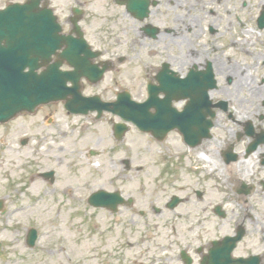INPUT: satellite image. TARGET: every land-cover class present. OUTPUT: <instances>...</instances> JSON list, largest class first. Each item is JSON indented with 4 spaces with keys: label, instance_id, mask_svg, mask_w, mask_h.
Wrapping results in <instances>:
<instances>
[{
    "label": "flooded vegetation",
    "instance_id": "1",
    "mask_svg": "<svg viewBox=\"0 0 264 264\" xmlns=\"http://www.w3.org/2000/svg\"><path fill=\"white\" fill-rule=\"evenodd\" d=\"M27 1L18 0L20 4ZM156 1V7L151 8L144 23H139L124 8L134 25L127 28L131 32L127 42L130 43L127 46V53L130 54L117 56L120 41L116 43L114 37L105 40L98 33H87L91 25L86 22L87 11L79 0L73 4L41 0L36 8L51 9L58 17L62 36L66 38V44L52 56V62L62 61L61 55L65 51L69 56L79 58V62L87 59L86 62L95 70H102L105 66L110 70L109 74H117V64L127 59L152 60L157 55L153 52V41L163 42L170 22L161 8L178 4L183 12H188L189 18L174 17L171 22L179 34L176 35L174 31L171 34L180 40L183 39L181 35L189 34L193 48L188 49L187 53L195 59H204L199 66H193L199 71L206 70L211 63L215 72L212 60L218 58L264 57V21L261 20L264 17V0L258 7L247 0H186L187 5L183 8L185 3L180 0ZM11 3L12 0H0V10ZM156 8L158 10L154 13ZM138 23L140 28L136 26ZM89 52L97 55L96 59L88 60ZM141 64L145 66L144 74L148 76L147 83H144V77H141L140 83L142 91L145 84V96L143 94L144 98L140 101H145L148 86H160L155 79L159 69L155 73L148 64ZM62 70L74 71L67 63L62 64ZM92 82L83 80L84 93L86 88L99 86ZM225 83L229 85L228 88H234L232 95L222 96L220 86L210 91L211 106L220 105L219 108L205 110L204 113L208 114L214 111L215 118L208 119L212 120L209 137L194 148L185 143L182 133L178 131L170 132L164 141H158L152 133L145 135L149 152L151 146L156 144L160 148L157 150L160 157L153 162L154 156L150 152L151 162L145 166L148 177L144 180L135 177L136 172H141L144 166L134 167L129 160H123L118 165L111 158L109 177H105L104 167L101 168L105 153L109 149L116 150L132 133H136L132 125H128L127 132L120 136L115 126L121 120L111 113H104L101 118L96 113L74 118L78 116L66 112L65 129L52 119L51 111L44 115L39 113L50 106L42 108L32 122L37 137L34 138L33 133L32 137L23 135L17 140L21 148H31L34 153V170L29 182L35 195L28 193L30 188L27 187L19 199L12 195L0 197V221L5 218V224L12 226L18 222L11 221V217L28 213V208L39 211L66 202L65 206L72 215L71 219L66 220L68 233H73L70 224L76 222V218L81 222L82 229L78 228L79 231H87L98 238L100 254L96 253V248H92L94 250L86 253L88 258L81 260L82 264L109 260L104 254L111 249L114 252L111 258L124 253L118 260L114 259L115 264H264V87L249 86L239 90L241 86H234L232 77H226ZM116 92H113L112 99L104 97L102 101L114 102ZM160 99H163L162 95ZM186 105L187 101H180L174 104V108L181 113ZM51 106L60 107L59 113L64 110L60 103ZM151 112L156 111L152 109ZM208 126L206 123L203 127ZM200 127L197 125L198 137L201 135ZM93 136L97 137V147L87 145V142L93 141ZM103 136L113 144L108 150L98 148L102 146ZM170 136H177L178 156L166 146ZM167 152L169 157H176L178 163H171L165 156ZM186 161L195 171L188 181L187 190L183 179L187 172L184 168ZM200 168L205 169V173ZM133 171L135 175L127 177ZM208 182L212 186L206 190L205 184ZM140 197L144 200H139ZM23 199L29 201V206L22 204ZM15 201H19L21 207L12 210L8 203L14 204ZM141 207H145V210ZM200 212L204 218L200 217ZM54 213H51L53 217H59L62 211L55 210ZM137 216L146 218V221L141 224ZM164 217L171 218L168 221L171 226L168 224L159 228L158 224L151 225V218ZM24 225L22 222L12 229L14 236H18L13 243V253L18 250L17 260H2L3 264H23L35 259L38 244L43 238L39 228ZM56 228L62 229L61 226ZM135 230L141 231V234ZM6 237V240L13 242L12 236ZM85 240L89 243L88 238L85 237ZM17 241L19 243L16 245ZM64 244L67 246L65 240L55 245L61 253V257L58 256L60 264H72L71 255L66 253ZM8 246L9 242H6V251H9ZM19 246L21 250L17 249ZM130 248L133 251L126 256L125 251ZM20 251L25 256H19Z\"/></svg>",
    "mask_w": 264,
    "mask_h": 264
},
{
    "label": "rangeland",
    "instance_id": "2",
    "mask_svg": "<svg viewBox=\"0 0 264 264\" xmlns=\"http://www.w3.org/2000/svg\"><path fill=\"white\" fill-rule=\"evenodd\" d=\"M82 4H84V7L86 6L87 9V17L86 22L91 25L87 28V33L89 35H96L98 33L102 38L106 39H113L114 37L115 42L120 41V50L116 51V55H122L127 56L130 53H127V46L130 44L128 42V37L130 38L131 32L127 29L130 25V27L134 26L132 25L131 21L128 16L125 14V11L123 8L116 6L112 0H79ZM183 3H186V0H180ZM193 1V0H192ZM192 1L190 4H192ZM252 6L258 7L261 3V0H247ZM75 0H57V3L62 4H73ZM168 8V9H167ZM166 9L164 7L161 8L162 13H166L168 15L169 21H173L176 14L180 16V12H176L174 8H172L170 5ZM165 9V10H164ZM159 13V12H158ZM157 13V14H158ZM191 12V16H192ZM189 18L185 12L181 15V17ZM176 26H169L166 28V39H169L168 41V48L169 50L171 47H173L177 41L181 43L184 47L189 43V34H183V40L173 38L175 34H179V31H176ZM100 31H104L103 33ZM171 31H174L175 34H171ZM130 32V34H129ZM115 33L114 35H112ZM118 33V35H117ZM90 37V36H89ZM91 38V37H90ZM189 38V39H187ZM130 42V41H129ZM192 42V41H191ZM139 46V45H138ZM258 46V45H257ZM176 49L172 48L168 52L170 53L168 56V60L171 62L175 70H178V68H181V64H179V59L181 58V54H178ZM154 52L157 50L154 49ZM120 52V54H119ZM138 53V52H137ZM141 55L140 53H138ZM113 55V54H112ZM184 59H181L182 63L186 65L187 67L191 66L192 59H188V57L183 56ZM116 58V57H114ZM164 59H167V56L160 55L156 58H153V60H150L149 58H140V60L134 59L129 60L127 59L124 63L117 65L119 70L117 71V74L111 75L109 74L105 81H103L99 86H96L94 89L86 88L85 94L90 95L91 93H98L101 94L103 97L112 99L113 98V92L121 91V90H128L133 94V97L135 99H142L145 94L144 86L142 91V86H140L141 77L145 78L146 81V75L144 74L145 66H143L141 63L148 64L150 68H157L160 66V62L164 61ZM199 63V58L196 57ZM222 59H216V69L218 72V79L221 83V81L224 84L223 76L226 74H234L236 75L239 73V69L241 66H244L245 68H248L252 70L255 69V72L253 73L255 75V81H260L261 78L264 77V57H253V58H231V65H227L225 61L222 63ZM233 63V64H232ZM185 67V66H184ZM234 68V69H232ZM155 70V69H153ZM220 73V74H219ZM233 75V76H234ZM141 76V77H140ZM114 78V80H112ZM139 78V79H138ZM234 78V77H233ZM258 78V80L256 79ZM138 79V80H137ZM137 80V81H136ZM248 81L246 82V79L243 76V72H241V75L239 79L234 78L233 82H235L236 86H241L239 90L245 87V83H252L254 81L253 78L248 77ZM139 82V83H138ZM221 86V84H220ZM109 87V88H108ZM108 88V90H106ZM232 90L234 88H228L227 86H222L220 92L222 96L224 97H231ZM60 109V107H59ZM59 109L55 106H50L47 109H42L41 112H39L41 115H44L46 112L49 113L52 112L53 116L52 119L55 118L56 122L60 125H65L64 116L65 114L63 112L59 113ZM58 111V112H55ZM246 112V111H245ZM60 119V120H59ZM35 117H20L19 119L14 120L11 122L8 126H0V197L4 195H12L17 196V199L20 195L23 194V192L26 191V188H30L28 193L30 192L32 195L34 194V191L32 190V184L29 182L30 176L33 172V152L31 151V148H20L15 145L17 142V139L22 137L23 135H27L32 137L34 133V138L37 137V133L33 132L34 126L33 121H35ZM83 122V121H82ZM81 124V123H80ZM78 128V127H77ZM77 130V129H76ZM55 132V131H54ZM104 140L102 141V146L98 148H103L105 150H108L113 146L111 142L106 139L107 137H104ZM8 143L7 145L4 143ZM97 137L93 136V141L87 142V145L89 146H95L97 147ZM148 140L146 136H141L137 132L132 133L127 141L120 146L116 148V150L111 151L109 149L105 153L104 160L101 161V168L104 167V175L105 177L110 176L111 169L108 168L110 166V161L113 159V161L118 163L120 165V162L123 160H129L131 161L132 165L134 167H143L142 171L136 172V178L144 180L147 178V168H145L146 163H150V152L153 153V162H156L159 157L160 153L157 152L158 146L156 144L151 146V151L149 152L148 148ZM15 146V147H13ZM67 146V145H66ZM170 147L171 152L176 153L178 156V145H177V136H170L168 144L166 145ZM21 150V151H19ZM116 151V153H114ZM149 152V153H148ZM60 156H64L63 154H60ZM165 156L170 160L171 163H178L176 157H169V153L167 152ZM112 158V159H111ZM68 159V158H67ZM158 163V162H157ZM189 163V164H188ZM190 162L186 161L184 164V168L187 169V172L184 174V188L187 190L189 186V180L192 179V176L194 175L195 171L192 169ZM109 169V170H108ZM160 169V168H159ZM203 173H205V169H199ZM122 173V171H121ZM219 174V173H218ZM135 172H131L129 176H134ZM107 185H109L108 182H106ZM27 184V185H25ZM31 186V187H30ZM210 183L205 184L206 190L211 187ZM139 187H137V190ZM14 200V199H12ZM24 203H22L24 206H29V201L26 199H23ZM139 200H144L143 198H139ZM60 202H62L60 200ZM65 202V201H63ZM66 202L62 205L61 203L58 204H52L53 206H48L45 209H41L39 211H36L35 208H28V213L24 215H20L19 213L15 216L11 217V221L15 220L18 222V224L24 222V227L28 225H33L39 228L41 232V238H43L40 241V245L38 244L37 254L34 257L35 259H31L29 262L23 263V264H60V258L61 253L59 250L55 248L56 244H59L61 241H66V244L63 246L66 247V253L71 255V258L73 260L72 264H82L81 260L88 258L86 253L90 250H94L92 248H96V253H99L97 246H98V238L97 236H94L92 234H88L87 231H79L78 228H81V222L78 219H74L76 222L73 224H70L75 229H70L73 233H68V230L65 229L66 227V220H69L72 218L71 212L67 208V205L65 206ZM8 205L11 207L12 210L18 209V207H21V203L19 201H15L14 204L8 203ZM50 205V204H48ZM203 207V206H202ZM74 208V207H72ZM143 210H145V207H141ZM55 210H61L62 213L59 215V217H53L51 213L55 214ZM71 210V209H70ZM51 212V213H50ZM28 216V217H26ZM31 216V217H30ZM26 217V218H25ZM200 217L204 218V214L200 212ZM138 221L144 223L146 221V218H141L137 216ZM5 218L0 221V264L2 263V260L6 261L7 259L17 260L18 256L15 251L13 253L14 249V241L18 239V236H14V232H12V229H14L18 224H13L12 226L9 224H5ZM10 221V222H11ZM148 221V220H147ZM163 221V222H162ZM168 221H171V218H151L150 222L152 226H160L159 228L165 227L168 224L171 226L172 224ZM2 222L4 224H2ZM158 222H162L158 223ZM20 226V225H19ZM57 226H61V230H57ZM141 227L145 225H140ZM9 227V229H8ZM21 227V226H20ZM7 228V229H6ZM23 231V230H21ZM81 233H79V232ZM136 232H141L139 230H135ZM141 234V233H139ZM111 235V234H110ZM6 236L13 237L11 240L13 242H10L6 240ZM109 236V235H108ZM85 237L88 238L89 243L85 240ZM64 239V240H58V239ZM6 242H9V251L7 250V247H5ZM92 242L94 244H92ZM19 243V241L16 242V245ZM94 245V247H93ZM5 248V249H4ZM70 248V249H69ZM17 249L21 250L22 247L19 246ZM133 249L130 248V250L125 251L126 256L129 254L131 255ZM116 252V251H115ZM113 250L111 249L110 252L105 253L106 259L109 258V260H105L103 262H97V264H115L114 259L118 260L122 256H124V253L120 254V256L116 257V254L111 258L110 255H113ZM25 256V254L20 251L19 256ZM63 256H65V253H62ZM100 254V253H99ZM10 255V256H9ZM8 257V258H7ZM40 259V260H39ZM8 261V260H7ZM10 262V261H9ZM31 262V263H30ZM61 264H66V262H63ZM90 264H96V262ZM122 264V263H121Z\"/></svg>",
    "mask_w": 264,
    "mask_h": 264
},
{
    "label": "water",
    "instance_id": "3",
    "mask_svg": "<svg viewBox=\"0 0 264 264\" xmlns=\"http://www.w3.org/2000/svg\"><path fill=\"white\" fill-rule=\"evenodd\" d=\"M20 9L11 8L0 12V123H7L18 115L33 114L38 107L53 101H66L68 110L83 112L82 109L90 107L81 99L80 85L77 83L84 74L60 72L58 65L38 74L39 60L47 63L49 56L44 57L43 53L38 52L40 48L37 43H49L50 36L42 34L33 16H23L24 11L20 12ZM56 28L58 33L60 29L58 26ZM27 68L28 72L25 71ZM70 81L75 83L73 88L67 87ZM166 87L171 103L177 97L174 93L178 89ZM181 90L187 97L189 88L186 86ZM69 96L74 100L68 101ZM190 106L192 111L187 112L186 117L195 114L193 109L196 105L191 103ZM169 120L174 129L187 122V119L180 121L177 117Z\"/></svg>",
    "mask_w": 264,
    "mask_h": 264
}]
</instances>
